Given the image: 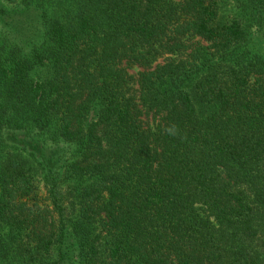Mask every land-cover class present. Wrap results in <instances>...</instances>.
<instances>
[{"label":"trees","instance_id":"obj_1","mask_svg":"<svg viewBox=\"0 0 264 264\" xmlns=\"http://www.w3.org/2000/svg\"><path fill=\"white\" fill-rule=\"evenodd\" d=\"M7 1L0 264H264V0Z\"/></svg>","mask_w":264,"mask_h":264},{"label":"rangeland","instance_id":"obj_2","mask_svg":"<svg viewBox=\"0 0 264 264\" xmlns=\"http://www.w3.org/2000/svg\"><path fill=\"white\" fill-rule=\"evenodd\" d=\"M241 0H222L221 13L224 19L239 15L242 12ZM247 1V0H243ZM0 42H3V36L7 35L12 39L23 38L36 39V26L41 24V6L37 1H33L29 6L21 2L12 3L7 0H0ZM254 40L260 52L264 53V34L262 31L254 33ZM139 67H133L130 72H136ZM39 193L45 194L42 182L39 183Z\"/></svg>","mask_w":264,"mask_h":264}]
</instances>
